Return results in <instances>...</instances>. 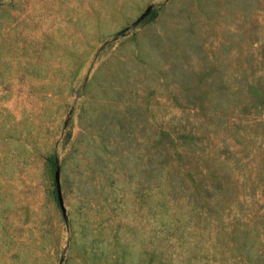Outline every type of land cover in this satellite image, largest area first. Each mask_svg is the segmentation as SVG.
Wrapping results in <instances>:
<instances>
[{
	"label": "rangeland",
	"instance_id": "374dc122",
	"mask_svg": "<svg viewBox=\"0 0 264 264\" xmlns=\"http://www.w3.org/2000/svg\"><path fill=\"white\" fill-rule=\"evenodd\" d=\"M0 264H264V0H0Z\"/></svg>",
	"mask_w": 264,
	"mask_h": 264
}]
</instances>
